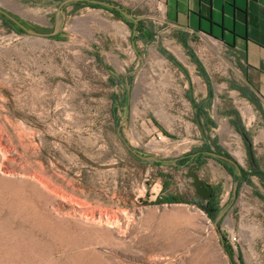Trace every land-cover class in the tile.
Wrapping results in <instances>:
<instances>
[{"label":"rangeland","instance_id":"obj_1","mask_svg":"<svg viewBox=\"0 0 264 264\" xmlns=\"http://www.w3.org/2000/svg\"><path fill=\"white\" fill-rule=\"evenodd\" d=\"M62 1L0 8L50 32ZM78 1L62 6L55 37L0 18V264H264V105L230 86L239 80L223 76L211 46L193 42L214 89L206 103L197 95L217 124L208 144L246 174L239 181L234 168L202 157L196 172L215 187L222 213L215 225L186 176L191 163L178 164L206 147L170 54L189 71L192 63L158 1L98 0L139 18V34L120 12Z\"/></svg>","mask_w":264,"mask_h":264},{"label":"crops","instance_id":"obj_2","mask_svg":"<svg viewBox=\"0 0 264 264\" xmlns=\"http://www.w3.org/2000/svg\"><path fill=\"white\" fill-rule=\"evenodd\" d=\"M157 1L161 22L174 31L175 39L184 48L185 58H188L192 63L193 70L189 71L173 54H170L180 64L183 102L194 111L196 119L193 122L199 127L201 142L206 148H209L208 152H214L236 161L240 170L242 168L245 171L235 157L226 154L218 147L215 151L208 144L210 140L217 141V137L211 135V129L215 128L217 124L207 113L203 102L213 99L214 89L210 80V71L204 67L196 55L193 42L202 40L206 45L211 46L212 56L219 59L224 68L223 76L226 77L228 74L227 77H229L231 74L239 80L238 85L230 83V86L251 100L256 109L261 110V105H264V0ZM129 22L136 30L137 28L140 31L145 30V23L140 22L139 18H135V21L131 19ZM139 30L136 34H139ZM135 39H138L137 36ZM198 78L204 81L205 87L202 90L201 87L199 89L197 81H195ZM199 92L205 93L203 96L206 98L203 102L198 101ZM198 107L202 108L198 110ZM159 128L162 133L172 137L162 126ZM244 142H246V151L253 163L255 159L254 147L247 133L246 136L244 134ZM208 152L202 153V149L199 148L192 152L191 157L199 158L209 154ZM215 158L221 164L232 167L219 157ZM253 166L259 167V164L254 162Z\"/></svg>","mask_w":264,"mask_h":264},{"label":"water","instance_id":"obj_3","mask_svg":"<svg viewBox=\"0 0 264 264\" xmlns=\"http://www.w3.org/2000/svg\"><path fill=\"white\" fill-rule=\"evenodd\" d=\"M73 1H77V0H63L59 7L57 8L55 14H54V23H53V27L51 29L50 32H41V31H37L31 27H28L27 25H25L24 23H22L17 17H15L13 14L5 11L4 9L0 8V16L2 18H4L5 20H7L8 22L12 23L15 27L25 31L26 33L30 34V35H35V36H40V37H55L59 31H60V28H61V25H62V21H63V16H62V12H61V8L62 6L65 4V3H68V2H73ZM90 2H93V3H98L100 4L101 6H104L106 8H109V9H116L118 12H120L121 15L129 18V19H132L133 21H135V18L132 17L130 14H127L125 11H123L122 8L114 5V4H111V3H108V2H104V1H96V0H90ZM209 154L215 156V157H219L220 159L226 161L227 163H229L230 165H232V167L235 169L237 175H240L241 174V170L237 164L236 161L230 159V158H226V157H223V156H220L214 152H208ZM137 157L139 159H143L149 163H152V162H156L157 161V158L155 156H141V155H137ZM173 165H176L177 163L174 161L171 162ZM181 166V165H180ZM195 164L192 163L190 164L189 166H187V173H186V176L188 178H190L191 180V184L194 188V192H195V195L200 198L201 200H209L211 197H212V194H213V186L212 184L208 183L207 181H205L204 179H202L198 173L196 172L195 170ZM237 186V181H235L234 183V190ZM222 216V213H219L215 219H214V224L217 225V223L219 222L220 218ZM219 235L220 237L222 238V234L221 232L219 231Z\"/></svg>","mask_w":264,"mask_h":264},{"label":"trees","instance_id":"obj_4","mask_svg":"<svg viewBox=\"0 0 264 264\" xmlns=\"http://www.w3.org/2000/svg\"><path fill=\"white\" fill-rule=\"evenodd\" d=\"M77 3H84V4H87L88 6H90V7H102V8H105V9H107V10H109V11H112V12H114L115 14H117V15H119V13L117 12V11H115V10H113V9H109V8H106V7H104V6H101L100 4H98V3H93V2H87V1H83V0H81V1H78ZM120 16V15H119ZM0 18L1 19H3L1 16H0ZM3 20H5V19H3ZM5 21H7V20H5ZM10 23V22H9ZM10 24H12V23H10ZM139 29L137 28V31H138ZM137 38H141L140 36H137ZM171 59L174 61V62H176L172 57H171ZM176 64L178 65V63L176 62ZM212 147H213V149L216 151V146H213V145H211ZM208 151H210L209 150V148H204V149H202V153H205V152H208ZM192 156V153L190 154V155H186L185 157H183V158H181L180 160H178V164L179 165H185V166H187V165H189V163H191V161H192V159H194L196 162H197V164L198 165H201V164H203V160H202V157L204 156V155H202L201 157H199V158H192L191 157ZM226 168H227V170H231L232 169V167L231 166H229V165H224ZM231 172V171H230ZM241 175H237V173L235 172V177L237 178V180H243L245 177H246V174L244 173V170L243 169H241ZM198 200H199V202H202V207L204 208V210L206 211V213H207V215L211 218V219H215V217L219 214V208H218V201H217V197H216V194H214L209 200H201L200 198H198ZM165 202H169V203H172V202H186L184 199H182V198H180V197H170V198H168V199H166L165 200Z\"/></svg>","mask_w":264,"mask_h":264},{"label":"flooded vegetation","instance_id":"obj_5","mask_svg":"<svg viewBox=\"0 0 264 264\" xmlns=\"http://www.w3.org/2000/svg\"><path fill=\"white\" fill-rule=\"evenodd\" d=\"M193 158H195V157H193ZM192 163H194L196 166H195V170H197V168H199L201 165H198L197 164V162L194 160V159H192V162H191V164ZM242 173V172H241ZM241 175V174H240ZM213 186V185H212ZM215 194V187L213 186V194H212V196Z\"/></svg>","mask_w":264,"mask_h":264}]
</instances>
